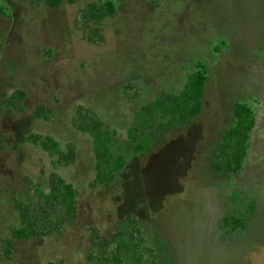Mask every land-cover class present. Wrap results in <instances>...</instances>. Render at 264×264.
<instances>
[{
  "label": "rangeland",
  "instance_id": "1",
  "mask_svg": "<svg viewBox=\"0 0 264 264\" xmlns=\"http://www.w3.org/2000/svg\"><path fill=\"white\" fill-rule=\"evenodd\" d=\"M109 1L0 0V264H107L121 241L141 246L140 259L122 252L123 264H264V0H116L113 16L85 23L89 4ZM199 62L201 115L135 154L136 112L180 94ZM237 102L254 109L256 126L243 169L218 176L210 162ZM79 112L116 132L111 147L126 166L111 184L95 183ZM31 135L53 137L72 158L52 159ZM54 173L76 190L71 218L40 195ZM18 204L50 234L17 240ZM250 204L244 232L222 229Z\"/></svg>",
  "mask_w": 264,
  "mask_h": 264
},
{
  "label": "trees",
  "instance_id": "2",
  "mask_svg": "<svg viewBox=\"0 0 264 264\" xmlns=\"http://www.w3.org/2000/svg\"><path fill=\"white\" fill-rule=\"evenodd\" d=\"M40 1H44L51 7H58L62 3V0ZM115 1L101 5L89 4L82 14L85 23L88 21L99 22L104 17L113 16L116 12ZM207 82L206 67L199 62L180 94H162L142 106L136 112L134 122L127 132V138L135 154H148L155 141L163 134L180 125L194 122L203 110ZM23 98L24 92L18 90L11 99L12 104H18ZM37 117L49 119V116L43 113L42 107L37 110ZM234 117L235 123L224 133L220 147L210 162L211 170L218 176L238 174L243 169L248 157L251 134L257 122L255 111L248 103L237 102L234 105ZM75 124L79 131L87 134L92 140L95 154V183L101 186L113 183L117 174L126 166L125 159L122 156H116L111 147L116 132L94 116L86 115L83 112H79ZM29 142L40 145L52 159L58 156L61 161L66 162L73 156L72 150L64 152L60 144L51 136L31 135ZM40 195L49 204L57 203L67 218L74 215L77 208L76 190L71 183L65 182L56 173L51 177L49 194L40 192ZM16 207L22 217L21 226L12 230L13 236L17 240H27L50 234L47 230L38 229L39 225L29 216L31 210L29 206L22 207L18 204ZM254 212L255 204H250L244 215L230 213L222 219L221 227L227 233L244 232L247 222ZM124 251L133 252L138 258L141 254V246L134 241H121L117 248L118 253L112 259L107 260V264H123L121 253ZM48 264L61 263L50 262Z\"/></svg>",
  "mask_w": 264,
  "mask_h": 264
}]
</instances>
